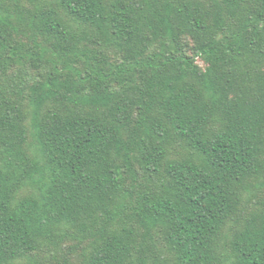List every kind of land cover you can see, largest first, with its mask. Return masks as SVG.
<instances>
[{
    "label": "trees",
    "instance_id": "16d2710c",
    "mask_svg": "<svg viewBox=\"0 0 264 264\" xmlns=\"http://www.w3.org/2000/svg\"><path fill=\"white\" fill-rule=\"evenodd\" d=\"M39 2L0 0V264H264V0Z\"/></svg>",
    "mask_w": 264,
    "mask_h": 264
},
{
    "label": "rangeland",
    "instance_id": "374dc122",
    "mask_svg": "<svg viewBox=\"0 0 264 264\" xmlns=\"http://www.w3.org/2000/svg\"><path fill=\"white\" fill-rule=\"evenodd\" d=\"M39 1H40L39 3L43 2V0H39ZM198 64L203 67V63L201 61H198Z\"/></svg>",
    "mask_w": 264,
    "mask_h": 264
}]
</instances>
